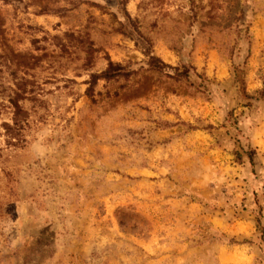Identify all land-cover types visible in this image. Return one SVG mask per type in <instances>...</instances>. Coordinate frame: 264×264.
<instances>
[{
  "label": "rangeland",
  "instance_id": "rangeland-1",
  "mask_svg": "<svg viewBox=\"0 0 264 264\" xmlns=\"http://www.w3.org/2000/svg\"><path fill=\"white\" fill-rule=\"evenodd\" d=\"M0 264H264V0H0Z\"/></svg>",
  "mask_w": 264,
  "mask_h": 264
},
{
  "label": "clouds",
  "instance_id": "clouds-1",
  "mask_svg": "<svg viewBox=\"0 0 264 264\" xmlns=\"http://www.w3.org/2000/svg\"><path fill=\"white\" fill-rule=\"evenodd\" d=\"M37 152H38V155H40V156H44L45 155V149H43V148H38Z\"/></svg>",
  "mask_w": 264,
  "mask_h": 264
},
{
  "label": "trees",
  "instance_id": "trees-1",
  "mask_svg": "<svg viewBox=\"0 0 264 264\" xmlns=\"http://www.w3.org/2000/svg\"><path fill=\"white\" fill-rule=\"evenodd\" d=\"M163 63V62H162ZM155 67H157L158 69H160V70H162L163 69V65H160V64H156V65H154Z\"/></svg>",
  "mask_w": 264,
  "mask_h": 264
}]
</instances>
